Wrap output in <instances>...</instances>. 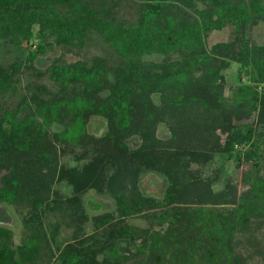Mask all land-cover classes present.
Masks as SVG:
<instances>
[{"label": "trees", "instance_id": "1", "mask_svg": "<svg viewBox=\"0 0 264 264\" xmlns=\"http://www.w3.org/2000/svg\"><path fill=\"white\" fill-rule=\"evenodd\" d=\"M149 1L144 18L148 20L132 28L116 21L109 9L95 8L85 0H0V41L14 42L12 40L17 38L28 40L32 36V27L40 25L38 35L42 42L35 52L27 56L31 62H40L47 49H53V42L46 41L47 34L52 35L58 44L75 45L84 41L88 31L104 37L105 42L121 57L115 56L119 62L110 66V70L106 59H94L91 64L82 61L73 65H51L48 69L53 81L61 90L69 93H52V97L44 103L34 96L32 102L36 106L30 110L32 112L20 118L9 114V128L4 126L3 130L0 129V151L9 144V157H4V152H0V166L5 168L9 165V174H5L0 182V203L26 202L17 184L22 167L30 168L34 164V170L38 167L44 169V166L46 170L54 169L51 168L50 152L43 149L38 139V136L48 138L50 132L67 142L82 144L85 151L93 155L91 161L81 169L71 168L69 173L66 172L73 177L76 187H102L105 172L113 168L114 173L106 183L112 190L119 175L126 177L134 171L135 177L146 167L159 170L168 177L164 201L155 202L159 208L180 199L186 201L184 196L190 187L198 189L191 194L198 197L197 201L203 199L216 204L219 201L234 204L228 212H223L224 209L218 213L205 208L188 210L179 206L171 209L170 215L164 218L173 225L184 223L187 233L190 231L189 237H183L181 247L185 260L180 264H193L196 257L203 259L204 251L216 250L217 244L216 252L221 255L222 262L231 259L232 264H244V253L232 249V233L236 222L241 221L245 239L239 241V245L257 248L254 232L246 231L245 219L254 208V203L264 208V180L256 176L257 180L237 200L234 186L228 185L223 192L215 193L209 181H202L194 172H189V175L186 172L191 166L189 162L205 161L214 151L233 153L236 147L247 143L250 148L241 152L239 160L251 162L252 169L256 165L254 160L258 150L254 147L256 144L250 143L255 128L243 122L256 112L260 101L258 123L264 124V94L259 99L257 92H245L228 105L219 84L222 78L219 70L226 63L223 57L220 60L216 55L227 54V49H236L237 55L230 53L229 57L240 59L245 64L252 63L257 75H252L251 80L264 83V47L248 48L241 36L236 43L216 44L209 52L200 38L202 32L219 29L227 21L234 23L240 34L246 27L259 20L264 21V4L256 0H203L206 7L199 11L202 19L191 22L185 20V8L177 6L180 16L171 17L168 7L172 4H164V0ZM186 41L188 46L183 48ZM238 44L240 50H237ZM153 52H164L168 56L170 52H175L179 58L146 67L143 56ZM17 63H11L10 67ZM2 73L5 74V70ZM155 93L160 94L159 106L152 100ZM23 99L26 104V98ZM93 114L102 115L107 120V131L103 136L97 137L87 132V121ZM161 121L169 123L172 131L170 139L157 138L156 129ZM53 124H58L59 131L49 130ZM219 130L225 138L218 136ZM137 135L142 141L132 148L131 139ZM6 158L9 161L4 160ZM186 180L188 182L183 183ZM143 202L148 200L144 199ZM34 204L41 205L40 202ZM117 209L115 213L104 216L103 222L107 224L118 219L120 222L117 223H123L126 217L136 212L133 207L122 204ZM34 217H39V220L40 214L36 213ZM29 224L26 222V228H31ZM32 232L35 236L27 238L21 247L14 248L11 230L0 226V264H26L27 260L36 259L45 234L37 229ZM118 237L121 238V234ZM131 238L130 241L135 244L136 238ZM153 238L152 246L160 250V259L170 252L167 234L158 233ZM206 243L214 247H207ZM180 251V248L176 250L175 257L178 259L181 258ZM248 254L251 255V252ZM109 255L116 261L112 263L103 257L102 264L122 263L115 249H110ZM151 258L153 261L155 256L151 255ZM155 259L153 264L157 261ZM85 262L77 260L75 264Z\"/></svg>", "mask_w": 264, "mask_h": 264}, {"label": "rangeland", "instance_id": "2", "mask_svg": "<svg viewBox=\"0 0 264 264\" xmlns=\"http://www.w3.org/2000/svg\"><path fill=\"white\" fill-rule=\"evenodd\" d=\"M85 1L95 8L104 7L109 9L116 21L128 27H136L140 22L148 20V18H144L148 12L149 6L147 5H150L149 0ZM256 1L264 4V0ZM164 4H172L168 7L169 16L171 17L180 16L179 11L176 9L177 6L185 8L187 12L185 20L191 22L200 21L202 16L199 11H203L206 7L203 0H186V3H184V0H164ZM40 29V25H34L32 36L28 40L17 38L12 40L14 42L0 41V129L2 130L4 126L9 128V114L20 118L23 114L35 108L36 105L32 102V97H39L40 102L44 103L45 100L52 97V93H69L61 90L59 85L53 81L51 70L48 69L51 65H73L82 61L91 64L94 59H106L108 61L107 67L110 70V66H114L119 62V59L115 58L117 54L105 42L104 37L92 31L86 33L84 41L75 45L58 44L52 35L47 34L46 41L53 42V49L48 48L47 53L41 58L40 62H31L27 59V56L29 53L35 52L37 45L42 42L38 35ZM238 32L236 25L227 21L219 29L206 33L202 32L200 42L209 52H211L214 45L236 43L238 37L241 38V36L247 43L248 48L264 47L263 20L246 27L243 31H240V34ZM187 42H185L183 48L188 46ZM237 50H240L239 44ZM230 53L233 56L237 55L236 49H227V54L224 52L216 55L218 59L223 57L226 63L219 70V75L222 76L219 84L222 86L224 100L228 105H231L240 94L243 95L245 92H251L252 90L254 93L257 92L259 99H261L264 94V83H254L251 80L252 75H257L255 66L250 62V64H245L240 59L229 57ZM178 58L179 55L175 52H170L169 56L164 52H153L145 54L143 61L146 67H150V64H161L164 60L175 61ZM238 58L240 57L238 56ZM15 61H18V63L10 67L11 63ZM3 70H5V74L2 73ZM58 90H61V92H58ZM23 97L26 98L27 105ZM152 100L159 106L161 103L160 94H153ZM260 104L261 102L258 101L256 112L243 122L252 124L255 128L253 140L250 142L256 144L254 147L258 150L254 160L256 165L253 169L251 168V162H241L239 160L240 155H242L241 152L250 148L247 143L236 147L233 153L214 151L205 161L189 162L191 166L187 169V175H189V172H194L202 181H209L211 190L215 193L223 192L228 185L234 186L237 200L253 185L257 177L264 180V124L258 123ZM35 116L38 117V115ZM239 123H242V121ZM53 125L49 130L51 132L59 131L58 124ZM86 129L89 134L97 137L103 136L107 131V120L102 115L93 114L87 121ZM156 136L161 140L170 139L172 131L169 123L166 121L159 122ZM218 136L225 138L220 130ZM38 137L41 146L44 147L43 149L50 152L49 158H52L51 168L54 167V169L46 170L44 166V169L40 170L38 167L37 170H34V164H31L30 168L22 167L23 171L17 176V184L18 189L21 188V194L26 197V202L23 204L17 202L11 204L0 203L1 211L5 212V214L2 213L5 217L1 215L0 226L11 230V244L14 248L21 247L25 244L27 238H32L34 235L32 230L37 229L45 234V238H42V243L39 245V253L36 259L27 260L26 264H75L77 260H85V264H102L103 257L114 263L116 260L114 261V258L109 255L110 249L117 251L120 257L119 261H122L121 264H153L155 258H157L156 263L160 260L158 264H172L174 262L180 264L181 261L185 260V253L181 247L183 237L184 235L189 237L191 234L190 231L187 233L184 223L180 222L173 225L164 216L167 217V214L169 216L170 210L179 206L188 210L205 208V210L208 209L217 213L224 209L223 212H228L233 208L234 204L230 202L223 204L219 201L216 204L213 201L205 202L203 199L197 201L198 197L191 195L197 189L193 187H190L192 192L190 189L185 194L186 201L180 199L174 203H166L164 207L159 208L155 202L164 201L169 185L168 177L159 170L146 167H143L135 177H133L134 171L126 177L125 175H119L112 190L109 189L106 183L110 175L114 173L113 168H108L105 172L102 187H76L73 184V177L68 174V170L71 168L81 169L83 165L91 161L92 153L85 151L82 144L67 142L54 137L50 132L48 138ZM131 141H133L131 143L132 148H135L142 140L137 135ZM180 143L181 145L184 144L183 142ZM15 146L11 145L13 148ZM3 148L0 152H4V157H9V144H6ZM4 160L9 161L8 158ZM259 165L261 166L259 167ZM7 173L9 174V165L5 168L0 166V182L1 178ZM187 182L186 180L183 183ZM35 184L36 186L33 187ZM262 193V198H264V191ZM144 199H147L148 202H143ZM37 202H40L41 205L35 206L34 203ZM121 204L133 207L136 212L126 217L123 223H117L118 219H114L111 223H104L103 217L115 213ZM253 206L254 208L248 212L245 222H247L246 231L254 232L257 248L254 249L252 246L243 248L239 245V241L245 239V236L243 239L244 225L239 220V222H236L232 233L231 245L233 251L244 253L246 258L244 264H264V208L261 209L257 203H254ZM36 213L40 214L39 220V217H34ZM117 218L120 219L119 216ZM26 222L30 223L31 228H26ZM121 230L122 232H120ZM158 233L167 234L166 241H168V248H170V252L161 257L164 259L163 262H161V258H158L160 250L156 246H152L153 236L155 237ZM120 234L121 238L118 237ZM195 234L196 232L193 235ZM131 237L136 238L135 244L130 241L132 240ZM145 242H147L146 246ZM111 246L114 248H111ZM215 246L217 250L218 244ZM207 247L213 248L214 246L207 245ZM176 248L181 249L180 259L175 257ZM216 250L213 248L209 249L208 252L204 251L203 259L196 257L193 264L233 263L231 259L222 262L221 255H217ZM248 252H251V255ZM151 255L155 256L153 261Z\"/></svg>", "mask_w": 264, "mask_h": 264}, {"label": "water", "instance_id": "3", "mask_svg": "<svg viewBox=\"0 0 264 264\" xmlns=\"http://www.w3.org/2000/svg\"><path fill=\"white\" fill-rule=\"evenodd\" d=\"M2 213L5 214V212H2L1 209H0V220H1V215H3ZM3 217H5V215H3ZM1 223H3V222H1Z\"/></svg>", "mask_w": 264, "mask_h": 264}]
</instances>
